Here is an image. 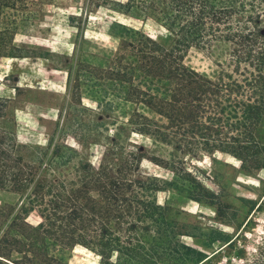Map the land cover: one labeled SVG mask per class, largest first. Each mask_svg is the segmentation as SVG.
Instances as JSON below:
<instances>
[{
	"label": "trees",
	"instance_id": "16d2710c",
	"mask_svg": "<svg viewBox=\"0 0 264 264\" xmlns=\"http://www.w3.org/2000/svg\"><path fill=\"white\" fill-rule=\"evenodd\" d=\"M42 1L0 0V59L35 56L16 37ZM99 1L154 19L174 43L168 48L119 22L110 27L118 48L92 50L84 37L77 43L68 73L70 127L83 147H102L97 161L60 146L50 156L0 128V191L16 199L0 206V264H70L76 246L100 264H200L208 256L181 240L196 236L157 195L176 191L214 205L216 195L192 163L217 151L240 160L246 172L264 170V0ZM192 47L220 49L216 68L186 65ZM8 102L0 97V119ZM132 135L150 139L151 147L133 143ZM144 160L173 179L143 170ZM210 237L234 243L217 230ZM248 264H264V244Z\"/></svg>",
	"mask_w": 264,
	"mask_h": 264
},
{
	"label": "rangeland",
	"instance_id": "374dc122",
	"mask_svg": "<svg viewBox=\"0 0 264 264\" xmlns=\"http://www.w3.org/2000/svg\"><path fill=\"white\" fill-rule=\"evenodd\" d=\"M31 11L16 44L35 56L0 59V97L9 101L0 128L11 130L18 143L43 148L50 156L60 146L65 152L66 148L75 149L81 155L79 158L97 161L102 147H83L70 127L74 118H69L68 73L77 43L84 37L94 45L92 50L118 48L119 39L110 36V27L115 22L133 27L168 48L174 43L173 37L154 19L121 14L99 0H43L33 4ZM220 54L218 48L192 47L185 54V64L211 72ZM83 104L95 107L86 98ZM130 139L147 148L152 145L150 139L140 135H132ZM192 166L193 174L216 195L215 204L200 205L176 191L158 193V202L167 203L170 217L196 236L181 240L208 256L200 264L250 263L264 244V170L246 172L240 160L222 151L212 157L202 155ZM142 169L162 179H173L170 171L149 160L143 161ZM15 203L16 199L0 191V206ZM38 220L35 213L29 218L33 223ZM212 230L226 234L234 241L233 245L227 247L211 241ZM68 260L70 264H100L98 256L81 246L70 252Z\"/></svg>",
	"mask_w": 264,
	"mask_h": 264
},
{
	"label": "crops",
	"instance_id": "0c3cea01",
	"mask_svg": "<svg viewBox=\"0 0 264 264\" xmlns=\"http://www.w3.org/2000/svg\"><path fill=\"white\" fill-rule=\"evenodd\" d=\"M2 59H5V60H19L21 58H2ZM201 205V204H200Z\"/></svg>",
	"mask_w": 264,
	"mask_h": 264
}]
</instances>
